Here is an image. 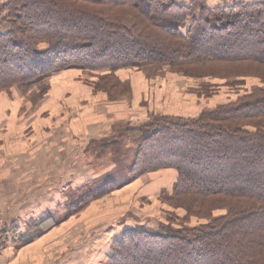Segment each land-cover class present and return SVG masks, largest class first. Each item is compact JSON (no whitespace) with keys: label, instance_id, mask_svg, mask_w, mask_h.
<instances>
[{"label":"trees","instance_id":"1","mask_svg":"<svg viewBox=\"0 0 264 264\" xmlns=\"http://www.w3.org/2000/svg\"><path fill=\"white\" fill-rule=\"evenodd\" d=\"M221 2L7 0L0 8V97L76 69L102 71L115 87L118 72L145 65L227 83L190 90L210 99L227 88L225 104L143 124L127 183L174 171L161 196L174 211L154 230L124 233L110 264H264V0ZM248 79L259 84L248 89Z\"/></svg>","mask_w":264,"mask_h":264},{"label":"rangeland","instance_id":"2","mask_svg":"<svg viewBox=\"0 0 264 264\" xmlns=\"http://www.w3.org/2000/svg\"><path fill=\"white\" fill-rule=\"evenodd\" d=\"M177 1L189 3V0ZM210 2L222 3L221 0ZM4 15L3 12L2 17ZM4 27L10 28L9 25ZM126 70L122 77L117 74L123 83L117 87L111 77L102 83L101 79L109 76L102 71L76 69L27 91V88L14 87V96L3 94L0 97V123L7 120L0 125L2 132L5 131L0 135V150H3L0 157H9L17 169L20 166L26 169V180L36 174L35 170L39 171L36 176L41 187L39 194L44 197L42 202L34 204L26 202L27 198L23 207L28 214L24 213L23 218L13 220L10 225L17 229V234L33 239L26 244L23 238L25 245L20 241L11 244L12 248H17L11 255L15 258L20 249H24L18 264H48L53 260L54 264H61L67 259H70L67 264H110L113 241L115 236H120L118 229H123L119 225L124 224L122 235L130 230L151 231L174 211L161 198L171 190V182L176 179L174 171L142 176L138 179L144 181L140 185L138 180L127 183L144 138L140 129L157 116L198 117L209 107L227 103L231 98L227 88L221 92L215 90L217 93L210 99L190 92L203 82L210 81L215 87L227 83L211 77L191 80L167 66L145 65ZM79 77L87 80L89 89L82 85ZM63 80L67 86L60 87V92L56 93V83L59 86ZM98 81L103 86L96 87ZM257 84L258 80L248 79L246 88ZM244 90L245 87L241 92ZM91 105L102 107L104 111H94L100 119L98 128L102 129L103 118L107 116L111 125L105 127V132L100 131L106 135L104 138L90 145L86 120ZM2 126L7 127V131ZM68 141L74 143L70 151L63 147ZM53 162L61 163L62 169L49 171L48 166ZM52 182L56 183L54 187ZM128 185L132 188L127 189ZM105 188L111 189L110 192L95 198ZM176 212L181 217L185 215L182 210L176 209ZM88 225L92 227L89 233ZM189 225L196 226L197 220L192 219ZM88 234L99 235L100 239L94 240ZM109 236L114 239L105 245ZM12 239L10 235L9 240ZM4 245L3 240L2 251Z\"/></svg>","mask_w":264,"mask_h":264},{"label":"crops","instance_id":"3","mask_svg":"<svg viewBox=\"0 0 264 264\" xmlns=\"http://www.w3.org/2000/svg\"><path fill=\"white\" fill-rule=\"evenodd\" d=\"M6 1L7 0H0V8L6 3ZM126 71L127 70L120 71L118 73V75L122 77V75ZM72 72H74V71L70 70L67 72H63V75H66V74H69ZM60 74H62V73H60ZM57 75H59V74H57ZM59 78H57V79H59ZM56 80H55V82H56ZM78 80L81 81L82 85L86 86V81H87L86 79H84V78L81 79V77H79ZM66 86H67V82L64 80L60 81L59 86L56 83V87H55L56 91L55 92L56 93L60 92V87H66ZM69 87L72 89H77L76 86H69ZM86 87L88 89L90 88L88 86H86ZM12 96H14V95H12ZM95 110H100L102 113L104 112L102 107L96 108L95 105H91L90 107H88V119L86 121H88V135L87 136H88V142L90 141V145L92 143L93 144L96 143L99 139L104 138L103 136H106V135L100 134V131L105 132L106 131L105 127L107 125H111L109 122V118H107L108 116L107 117L104 116L106 118V120H105V118H103L104 125H103L102 129H99L97 124H98V122H100V119L94 115ZM10 112H7V114H10ZM11 117H13V116H11ZM19 119H21V118L19 117ZM143 121H145V120H143ZM6 123H7V120L0 123V125H4ZM2 127H4V126H2ZM96 127H97V129H96ZM4 128L7 131V127H4ZM4 132H2V129L0 128V135ZM55 133H56V131H54V134ZM69 134L71 135L70 131H69ZM72 144L74 145V143H72ZM72 144L69 143V141H68L66 143V145H64L63 147L68 149V150L70 148V150H71L73 148ZM1 151H3V150H0V152ZM63 166H66V164H63ZM61 169H62L61 163H54L53 162L52 165L48 166V170L52 171V172L53 171H60ZM16 170H18V171H16ZM35 172H36L35 175H32L29 180H26L25 179L26 173H27L26 169L22 170L21 166L17 169V165L10 162L9 157H4V158L0 157V222H3L4 227H6L4 229V232H5V238H4L5 245H4V247H5V249H3V251H0V264H18V258L24 253V249H20V251L17 255V258H15L14 255L11 256L13 254L14 249H17L16 247L12 248L11 244L14 245L19 241L23 243V240H22V235H20V233L15 234L16 236H13L15 230H17V229L13 228L10 225H12V223L15 220H17L18 218H23V216H24L23 214L25 213L24 212L25 208L23 206L26 204V202L34 204V203L42 202L44 200V197L41 194H39V192H40L39 190L41 189V187H39L38 181H37L38 177H36L39 175V173H38L39 171L35 170ZM68 172H70L69 169H68ZM165 172L167 173V171H165ZM174 174H175V172H174ZM148 176L145 175L142 178H147ZM34 177H36V178L33 179ZM174 180L175 179H173L171 182V187L173 185ZM138 182H139L138 184L140 185L144 181L140 182L138 180ZM55 185H56L55 182L51 183L52 187H54ZM130 185H128L126 188L127 189L132 188ZM53 195L54 194H52V196ZM27 198H29V199L25 202V200ZM27 214H28V212H27ZM67 217H66V219H67ZM8 220H12V221H8ZM123 225H119V226H122L123 229L122 230L118 229V231H117L118 235L120 234V236L119 237L115 236V239L113 237L109 236L108 242L105 245L112 243L111 240L114 239L113 242H115L123 236L122 231L125 229ZM16 226H18V225H16ZM91 229H92V227L90 228L88 225V233L90 232ZM132 229H135V228H132ZM10 235H12V237H13L12 240H9ZM90 237L94 240L100 239L99 235H94V236H90ZM26 244H28V243H26ZM23 245H25V244L23 243ZM64 252H67V251L64 250ZM64 260H66V259H64ZM69 260L70 259H67V261H63L61 264H67ZM100 262H102V261H99V263ZM54 263H55V260H53L52 262H50L48 264H54Z\"/></svg>","mask_w":264,"mask_h":264},{"label":"built area","instance_id":"4","mask_svg":"<svg viewBox=\"0 0 264 264\" xmlns=\"http://www.w3.org/2000/svg\"><path fill=\"white\" fill-rule=\"evenodd\" d=\"M5 228L6 227H4L3 222H0V251H2V248H3V246H2V243L4 240L3 232H4Z\"/></svg>","mask_w":264,"mask_h":264}]
</instances>
